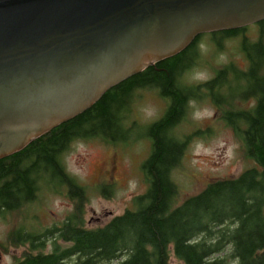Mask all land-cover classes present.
<instances>
[{
  "label": "trees",
  "instance_id": "1",
  "mask_svg": "<svg viewBox=\"0 0 264 264\" xmlns=\"http://www.w3.org/2000/svg\"><path fill=\"white\" fill-rule=\"evenodd\" d=\"M257 23L256 38L243 32L247 25L210 32L219 50L224 39L240 35L245 67L231 60L207 79L186 81L202 60L201 33L184 50L124 79L85 111L0 158V216L33 202L44 189L65 192L75 202L60 223L12 230L11 244L29 246L9 264H264V19ZM142 89L166 101L149 122L135 114ZM203 98L216 105L253 164L181 199L174 170L192 135L178 127L188 120L191 102ZM89 137L107 143L145 137L151 143L141 163L148 187L135 197L137 207L95 226L85 219L88 187L65 161L73 141ZM100 185L105 193L114 189Z\"/></svg>",
  "mask_w": 264,
  "mask_h": 264
},
{
  "label": "water",
  "instance_id": "2",
  "mask_svg": "<svg viewBox=\"0 0 264 264\" xmlns=\"http://www.w3.org/2000/svg\"><path fill=\"white\" fill-rule=\"evenodd\" d=\"M264 0H0V158Z\"/></svg>",
  "mask_w": 264,
  "mask_h": 264
},
{
  "label": "rangeland",
  "instance_id": "3",
  "mask_svg": "<svg viewBox=\"0 0 264 264\" xmlns=\"http://www.w3.org/2000/svg\"><path fill=\"white\" fill-rule=\"evenodd\" d=\"M258 27V23H250L243 32L256 38ZM210 32H204L200 44L202 60L192 68L193 71L185 74L186 81L207 79L217 67L231 60L244 67L247 65L240 47V35L224 39L219 50ZM165 106L166 101L157 91L142 89L138 93L135 114L141 121L149 122L159 117ZM198 127L200 130H195ZM178 129L180 133L192 135L185 156L174 170L181 199L199 192L213 179L236 176L253 164V160L244 156L234 130L220 118L216 105L208 98L191 102L189 118ZM150 148V140L145 137L128 143H107L98 137L73 141L65 161L68 170L88 187L85 204L87 225L104 224L127 208L137 207L135 197L148 187L141 163ZM101 183H111L114 189L105 193L100 189ZM74 207V199L67 193L44 189L33 202L0 216V264L11 263L29 246L28 242L11 244L9 234L12 230L18 226L43 230L62 222ZM51 246V239H48L46 250ZM172 260L176 262L178 259L172 257Z\"/></svg>",
  "mask_w": 264,
  "mask_h": 264
},
{
  "label": "flooded vegetation",
  "instance_id": "4",
  "mask_svg": "<svg viewBox=\"0 0 264 264\" xmlns=\"http://www.w3.org/2000/svg\"><path fill=\"white\" fill-rule=\"evenodd\" d=\"M259 22V21H258ZM257 23V22H256ZM246 26V25H245Z\"/></svg>",
  "mask_w": 264,
  "mask_h": 264
}]
</instances>
